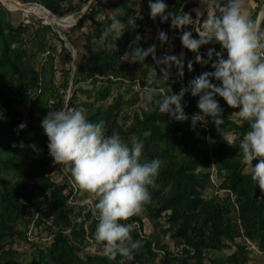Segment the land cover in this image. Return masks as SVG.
I'll use <instances>...</instances> for the list:
<instances>
[{"label":"trees","instance_id":"obj_1","mask_svg":"<svg viewBox=\"0 0 264 264\" xmlns=\"http://www.w3.org/2000/svg\"><path fill=\"white\" fill-rule=\"evenodd\" d=\"M21 1L38 3L57 15L66 0L18 3ZM111 1L124 24L115 41L119 53L106 54L89 47L88 61L78 64L74 72L63 70L66 80L55 88L54 56L49 54L47 60L48 83L43 74L46 70L37 71L33 62L47 52L49 31L63 44L64 40L50 25L38 27L20 22L15 27L8 20V9L0 7V137L4 127L13 133L5 143L0 139V264H25L17 259L20 253L14 249L20 242L29 244L39 254V260L30 264H249L253 246L264 254V143L251 163L242 161L247 157L243 151L246 138L264 136V110L252 103L255 113L246 118L249 108L242 98L247 67L257 61L256 43L213 36L236 32L235 19L225 7L231 0H213L211 35L201 37L193 31L201 49L194 42L186 46L184 69L176 75L186 27L187 41L192 35L191 20L195 14H190L188 20L186 15L198 6L199 0H148L159 14L162 31L176 20L183 32L177 36L178 45L172 53L175 64L162 59L163 72L154 63L153 47L139 41L129 21L122 17L143 0ZM96 5L103 8L101 0ZM94 11L93 8L91 12ZM84 17L77 28L82 27ZM165 17L169 22L164 24ZM106 20L102 23L91 17L94 38L109 36L113 20L107 16ZM197 27L204 30L203 22ZM263 29L264 20L258 32L264 41ZM164 41L161 35L159 43ZM222 45L229 52L226 59L220 58ZM130 47L139 49L140 60L151 63L143 71L144 76L155 73L148 87L151 91L145 97L146 106L133 114L120 115L122 108L138 101V93L133 92L127 101L119 95L106 107L93 108L92 103H83V113L77 105L81 83L90 81L91 91H79L88 96L95 93V100L99 101L110 96L111 85L119 78L133 80L121 59ZM61 52H67L64 45ZM71 60L68 54L60 62L66 66ZM172 67L177 69L171 71ZM71 82L69 104L74 113L68 117L75 133L80 130L87 137L86 145L72 142L73 134L66 132L64 126L59 127L56 118L46 117L53 96L59 99L56 113L63 110L64 98L59 90L68 89ZM35 90L40 92L32 100ZM30 101V117L40 107L44 129L43 136L37 135L34 140L31 158L17 133L22 116L16 111L17 106ZM121 118L126 125H122ZM214 118L219 124L211 129L215 127ZM225 133H232L233 141H226ZM68 154L72 156L69 173L64 169ZM210 166H214L220 190L224 191L221 196L205 195L214 178ZM104 173L108 174L110 190L121 199L106 202L92 198L89 206L82 204L81 185H91ZM123 186L130 190L141 211L132 209L127 213L130 206ZM144 218L154 223L157 234H144ZM89 220L94 222L89 232L97 222L112 227L118 250L104 253L98 246L94 254L83 253L90 234L86 227ZM20 221L24 230L17 229ZM31 223L35 228L47 225L51 233L36 240ZM166 235L176 252H170L169 246L161 242ZM47 238L52 243L44 249L40 240ZM105 242L104 239L100 244Z\"/></svg>","mask_w":264,"mask_h":264},{"label":"rangeland","instance_id":"obj_2","mask_svg":"<svg viewBox=\"0 0 264 264\" xmlns=\"http://www.w3.org/2000/svg\"><path fill=\"white\" fill-rule=\"evenodd\" d=\"M11 1V0H9ZM20 1V0H19ZM91 0H88L87 3L85 0H66L63 3V6L60 10V12L57 14L58 16H63L60 18H65L74 21L71 17H78V15L82 12L83 9L86 8L88 3ZM251 1V2H249ZM22 2V1H21ZM103 4L102 7H98L97 0H92L88 10L86 13H88L84 17L83 25L81 28H77L76 25L72 27H66L67 26L61 19L55 21V23L48 22L46 23L47 18L42 16L38 10L35 8H31L29 10H7L2 2H0V7H4L8 11V17L9 22L17 27L20 22H24L26 17L29 15L31 17V20L34 24L30 25H47L51 26L53 31L56 34H59L60 38L64 40V44L60 42L57 36L55 34H52V31H49L47 33V38L49 39L47 41V52L45 54L38 55L34 60V65L37 69V71L41 72L42 70H46V72H43L44 79L48 83L50 78L48 76V56L49 54L53 55L55 58V74L53 78V87H60L62 83L66 80V75L63 73V70L65 69H71L73 72L78 67V64L80 63H86L88 61L89 53L88 48L91 47L92 49H96L98 51H101L102 53H112V52H118L119 50L115 44L116 39L120 36L124 29V24L119 21L118 16L120 12L112 6L111 0H101ZM245 2L247 4L248 11H243L244 8H246V5L243 3ZM23 3V2H22ZM16 6V3H14ZM264 5V0H231L229 2L225 3V7L228 9V12L233 18H239V15L244 13V15H250L247 18V24L248 26H256V22L260 18L261 9ZM81 8V9H80ZM95 9V11L92 13L91 10ZM213 9H214V1L213 0H199L198 6L189 10L190 14H195L193 17L192 24L189 21V24H191L192 29V35H190V39L187 41V46H190L191 43H195L198 45L199 49H201V44L198 38L194 37L193 31H197L198 34L201 37H208L210 36V22L213 18ZM163 8L160 10V14L163 12ZM188 11V12H189ZM243 11V12H242ZM85 13V14H86ZM156 13V12H155ZM92 14V15H91ZM56 15V14H55ZM158 13L156 16L158 17ZM256 15V18H255ZM106 16L109 17V19L113 20V24H111V28L109 30V36H103L101 39L94 38V24L91 21V17L101 21L102 23H107ZM122 17L126 18L129 21V25L132 28V31L134 32L136 38L145 43V45L149 47H153L154 49V41L158 32V27H156L153 17L151 15L150 10L148 9L147 5L143 1L142 4L139 6L133 7L126 11L124 14H122ZM200 20V21H198ZM264 20V14L262 16V20ZM68 21V20H66ZM169 20L167 17H165L162 21V23H168ZM203 22L204 30H198V23L200 24ZM247 24H245L247 26ZM64 25V26H63ZM180 23L176 20H172L170 22V26L168 29H165L164 31L161 30V35H164L165 41L158 43L156 49L154 50V63L156 62L157 65H161L162 59L169 60L172 62V64H175L173 51L177 48L178 40L177 36L182 35V31H180ZM34 27L33 29H35ZM260 29V28H259ZM247 31V30H246ZM250 31H254V28ZM264 34V29L261 32ZM239 35V32H232V35ZM242 35L245 34V31L243 33H240ZM214 35V34H213ZM216 35V34H215ZM218 35H226V34H218ZM245 36V35H244ZM161 38V37H160ZM251 43L253 41L251 40ZM67 44V47H66ZM67 49V52H61L62 46ZM220 58L226 59L227 54L229 53L226 51L224 46L220 47ZM139 49L136 47H130L128 48L123 54H121V59L123 62H126L125 65V72L128 73L130 76H132L133 80H125L123 78H119L115 84L111 85V94L108 98L96 101V94L92 93V95L88 96V94H84L83 92L79 91V89H89L91 91L92 85L90 81L81 83L79 85L80 88L77 89V105L80 107L81 110H86V107H83V103H92L93 108H96L98 106L106 107L114 98H116L119 95H123L124 99L127 101L131 94L138 93L139 99L138 101L133 105H128L125 108H122L120 115H125L127 113L133 114V112L137 108H142L146 106V94L151 91L148 87L150 86V82L154 77V72L151 71L147 76H144L143 71L148 65H151L150 62H143V60H140L138 55ZM200 53H202L200 51ZM68 54L71 55L72 60L68 62L66 66H63L60 62L63 59H66ZM253 57L255 56V53H250ZM84 56V58H82ZM167 61V62H169ZM260 60L257 59L256 64H249L247 67V85L242 86L243 91H245L244 96L242 97L245 101V107H248L249 111L245 113L246 118H250L255 113V108L252 106V103L256 105V107L261 108L264 110V60L262 62H259ZM174 67V66H173ZM171 68V71L176 70L177 68ZM107 79V78H106ZM106 80L104 81V83ZM72 83V82H71ZM99 84V83H97ZM203 84V82H202ZM100 85V84H99ZM110 85V84H109ZM130 89V90H129ZM39 90H35L32 94V100H34L37 95L39 94ZM90 97V98H89ZM89 98V99H88ZM73 109V108H72ZM53 108L49 107L48 114L46 115L48 120H52L53 118H56V123H58L59 127H63L66 125V121L58 116V114L53 113ZM16 111L21 114L22 119V125L17 130L18 134L21 137V140L23 143H26L24 146L27 147L28 150V157L31 158L35 152V138L36 136H43L44 129L42 124V115L40 111V107L35 109L34 117H30V112L32 111L31 101L28 102L24 106H17ZM74 111V110H73ZM70 111V112H73ZM70 112H67L70 113ZM25 120V121H24ZM35 121V122H34ZM264 121V117H263ZM37 123V125H36ZM122 125H126L123 118H121ZM214 125L215 127H210L211 129H215L217 125L219 124L218 118H214ZM36 125V128L34 126ZM31 126H33L31 128ZM4 134L0 137L2 142H6V140H9L11 135V129L8 127H4ZM37 131V133H36ZM16 133V132H15ZM226 134V133H225ZM232 133H229V135H225L224 139L228 142L233 141V137L231 136ZM137 135V140L138 139ZM72 142L75 143H81V144H87L88 139L87 137L79 130V133H74L72 136ZM212 143V142H211ZM210 143V144H211ZM264 143V136H254V137H247L246 138V144L243 146V151L247 157L242 159L243 162H250L251 160L255 159V157L258 156V150L262 148ZM72 149V147L70 148ZM79 161V159L77 160ZM70 162L71 159L68 157L65 160L64 169L66 172L69 173L70 170ZM97 170V168H95ZM209 171L214 175V178L211 181V185L207 188L205 195L207 197L219 194V196L224 194L223 190H220V181L216 179L215 177V170L214 166H210ZM16 172V171H15ZM72 178V176H71ZM73 181V179H72ZM74 182V181H73ZM109 179L108 174L104 173L103 176L96 178V180L91 184L85 183L84 185H81L82 193L84 199L85 197H90L91 199H100L101 201H118L121 199L120 195H117L116 193H113L109 188ZM124 187V186H123ZM124 190H126V199L129 203V208L126 210L127 213L131 212L132 209H137L141 211L139 207V203L135 201L131 195L130 190L128 188L124 187ZM30 217V216H29ZM28 218V217H27ZM92 220H89L86 224L88 236L86 240V246L85 250H83V253L88 254H94L95 250L97 251V247L104 249V253H110L112 250H118L119 244L117 243L114 245V234L112 233L111 226H103L101 223L97 222V225H95L94 230L92 232H89L92 225ZM22 221H20L18 228L19 230H24L23 225L21 224ZM144 227L143 232L145 235H152L157 234V229L155 228L154 223H151L148 219L144 218ZM30 230L35 232L33 236L35 235L36 240L39 238L46 236L47 234H50L51 231H49L48 226H41L36 227L31 223ZM26 228V227H25ZM29 230V231H30ZM51 239V238H49ZM48 238L44 240V242H41L43 244V248L46 249L48 246L51 245L52 241ZM106 240L104 245H101L102 240ZM161 242L165 243L169 246V251L174 253L177 251L172 241L169 240L168 235L161 237ZM23 242L17 243L14 246L15 251H17L19 256H17V259L25 264H30L32 261L37 262L39 260V254L37 251H34L33 247L29 244L22 245ZM83 253L80 252L79 255L83 257ZM227 254L230 253V251H226ZM251 261L249 264H264V254L258 251L255 246L251 248ZM159 261V260H158ZM158 263V262H157Z\"/></svg>","mask_w":264,"mask_h":264},{"label":"built area","instance_id":"obj_3","mask_svg":"<svg viewBox=\"0 0 264 264\" xmlns=\"http://www.w3.org/2000/svg\"><path fill=\"white\" fill-rule=\"evenodd\" d=\"M24 23L25 24H34L32 22V20H31V17L29 15L24 20ZM46 23L49 24L48 21H46ZM246 37L249 38L250 41L252 40L253 43H256L255 53H256L257 59L260 60V61H263L264 60V41L261 38H259L258 35L255 37V34L253 33V31L248 32ZM253 43H250V44H253ZM71 85H72V83H70V87L68 89L61 88L59 90L60 95L63 96V98H64V105H63L64 108H63V110L60 111L59 113H56V108H57V105L59 103V99H58L57 96H53V97L50 98L49 107L54 109L53 113L58 114V116L60 115V117L66 121V125L64 126L66 132L74 134L76 132V130L70 125V117H68L69 114L74 113L73 109L70 108V104H69L70 98L72 96ZM70 111H73V112H70ZM67 112H70V113L67 114ZM56 124H58V123H56ZM68 157H70L69 154H68ZM72 186H75V183L73 181H72ZM75 193L78 194L79 190L75 189ZM91 201H92V199L90 197H87L85 199L84 203H82V204H84V205L88 204V206H89Z\"/></svg>","mask_w":264,"mask_h":264},{"label":"water","instance_id":"obj_4","mask_svg":"<svg viewBox=\"0 0 264 264\" xmlns=\"http://www.w3.org/2000/svg\"><path fill=\"white\" fill-rule=\"evenodd\" d=\"M12 1H14V2H19L18 0H12ZM143 1L145 2V4L147 5L148 9L150 10L151 15H152V17H153V20H154V23H155L156 27H158V32H157V35H156V38H155V41H154V49H153V54H155V53H154V50L156 49V47H157V45H158V43H159V40H160V37H161V30H162V29H161L160 23H159V21H158V17L156 16L155 10L153 9V7H152L151 4L149 3V1H148V0H143ZM91 2H92V0L88 3V5L86 6V8L82 10V12L78 15V17H77L73 22H72V20H69V19H66V20H68V21H63V22H69V23H71V25H73V26L76 25V24H77V23H78V22L84 17V15H85L86 11L88 10V8H89ZM20 4H22V5H27L28 3H22V2H20ZM29 4H30V5H33L34 3H29ZM36 4H38V3H36ZM38 6H40L41 8H44V9H45L46 11H48L52 16H54L53 18H54L55 20H52L53 22L56 21V19L59 18L57 15H55V14L51 13L49 10H47L44 6H42V5H40V4H38ZM263 14H264V5L262 6V9H261L260 18L258 19V21H257V23H256L255 37H256L257 34H258V30H259L260 25H261V20H262V16H263ZM189 15H190V11H189V12L187 13V15H186V20H188ZM51 19H52V18H51ZM60 19H65V18H60ZM198 21H200V20H198ZM198 25H199V23H198ZM187 36H188V30H187V27H186L185 32H184L183 48H182V53H181V65H180V70H179V72H178L176 75L180 74V73L183 71V69H184V57H185V51H186V45H187ZM215 36H220V35H215ZM221 37H224V36H221ZM238 40H239V41H250V40H248V39H238ZM66 47H67V44H66ZM159 67H160V70H161V71L165 72V71H164V68L162 67V65H159Z\"/></svg>","mask_w":264,"mask_h":264},{"label":"bare ground","instance_id":"obj_5","mask_svg":"<svg viewBox=\"0 0 264 264\" xmlns=\"http://www.w3.org/2000/svg\"><path fill=\"white\" fill-rule=\"evenodd\" d=\"M0 2H2V4L4 5V7H6L8 10H29L31 8H35L36 10L39 11V13L44 16L45 18H47L48 22L54 23L52 20H55L48 11H46L44 8H41L40 6H38V4L34 3L33 5H30L29 3L27 5H22L18 2H14V1H9V0H0ZM14 3H16V6L14 5ZM52 18V19H51ZM60 17L57 20H59ZM62 21H66L64 19H61ZM73 22V21H72ZM67 26L66 27H72L73 25H71V23L69 22H64ZM56 25V24H55ZM64 26V25H63Z\"/></svg>","mask_w":264,"mask_h":264},{"label":"crops","instance_id":"obj_6","mask_svg":"<svg viewBox=\"0 0 264 264\" xmlns=\"http://www.w3.org/2000/svg\"><path fill=\"white\" fill-rule=\"evenodd\" d=\"M251 2V1H249ZM254 2H256V0H254ZM245 5H246V8L243 9V11H248V8H247V4L245 2H243ZM242 11V12H243ZM250 15H244V13H242L241 15H239V18H235V23H236V31L239 32V35L238 36H241L242 34L240 33H243L245 31V34H246V30L249 29V26L247 24V18L249 17ZM247 24V26L245 25ZM244 34V35H245Z\"/></svg>","mask_w":264,"mask_h":264},{"label":"clouds","instance_id":"obj_7","mask_svg":"<svg viewBox=\"0 0 264 264\" xmlns=\"http://www.w3.org/2000/svg\"><path fill=\"white\" fill-rule=\"evenodd\" d=\"M54 14V13H53ZM58 16V15H57ZM59 17V16H58ZM262 22V21H261ZM257 23V22H256ZM255 31H256V26L254 27V31H253V33L255 34ZM248 32H250V29H248L247 31H246V34H245V36L244 35H241V36H238V35H232V34H228V33H226V35H220V36H216V37H221V36H224L223 38H225V39H231V40H234V41H239L238 39H248L249 40V38H247L246 37V35L248 34ZM258 32H259V30H258ZM216 35H218V34H216ZM258 35V34H257ZM213 36H215V35H213ZM243 42H248V43H251V41H243ZM187 46V45H186ZM61 87V86H60ZM73 136V135H72ZM72 156H70V158H71ZM68 158V157H67ZM85 199H86V197H85ZM85 199H84V201H85ZM86 211H89V207L86 209Z\"/></svg>","mask_w":264,"mask_h":264}]
</instances>
